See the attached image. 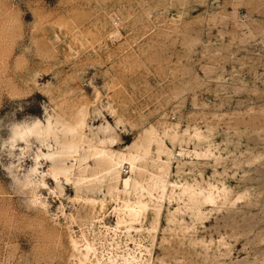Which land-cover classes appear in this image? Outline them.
<instances>
[{
  "label": "rangeland",
  "instance_id": "374dc122",
  "mask_svg": "<svg viewBox=\"0 0 264 264\" xmlns=\"http://www.w3.org/2000/svg\"><path fill=\"white\" fill-rule=\"evenodd\" d=\"M0 264H264V0H0Z\"/></svg>",
  "mask_w": 264,
  "mask_h": 264
},
{
  "label": "bare ground",
  "instance_id": "6f19581e",
  "mask_svg": "<svg viewBox=\"0 0 264 264\" xmlns=\"http://www.w3.org/2000/svg\"><path fill=\"white\" fill-rule=\"evenodd\" d=\"M84 122H85L84 120H81L78 123V125H71V124H69V119L67 120L65 117L59 116L55 122L48 121L46 125H42L39 123L32 128H16V130L14 132V136L16 138V141L19 144L20 143H29L30 142L29 139L32 138V139L40 142L41 144L46 145V147H53L52 145H50V143H51L50 140H52L53 143H55L54 146L58 147L57 150L55 152H54V150H52L53 152H50V150H49L47 154H41V156L45 157L46 159L51 161L50 173L52 176L55 177V179H58L59 176H63L66 179V181L69 182V175L71 173L73 165H71V167H69L67 162L69 161L70 158L73 159L77 154H79L80 150L84 147V145L88 144L87 143V137L85 136V134L83 132ZM75 123H77V122H75ZM112 139H114V138H112ZM103 141L104 140H102V144H104ZM114 142L110 141V143H114ZM148 145H149V143H148ZM139 146H137L138 150H139ZM135 151H136V149H135ZM159 151H161V150H159ZM110 152L111 151L108 152V151L102 150V151H99L96 153V155L98 156V162L99 163L104 162L107 166L106 175H107V177H109L110 183H111V181L118 183V181L120 179V168H121L123 163H128L134 172L135 170H138L137 169L138 163L141 160H143L142 157L138 153L133 154L131 152L132 154L130 153L131 155L130 156L128 155L129 158L127 159L124 157V154H122L123 156L122 155L120 156L121 153L117 154V155H119L117 158V157L112 155L113 152H111V153ZM114 155H116V154L114 153ZM143 155L146 156L147 153L145 152V154H143ZM126 157H127V155H126ZM125 161H127V162H125ZM123 184H124V190L123 191L125 193H128V191L131 189V186H132L131 179L130 178L124 179ZM136 184H137V182L134 183L133 186H138V184L137 185ZM113 185H114V183H113ZM139 187H140V185L138 186V188ZM114 188H115V186H114ZM134 189H135V187H134ZM135 190H137V187ZM141 202L136 203V206H126V214L128 217H130L131 221L132 220H135V221L139 220L138 218L147 211V205L143 204ZM73 244L75 246H78L75 241H73ZM75 248H77V247H75Z\"/></svg>",
  "mask_w": 264,
  "mask_h": 264
}]
</instances>
